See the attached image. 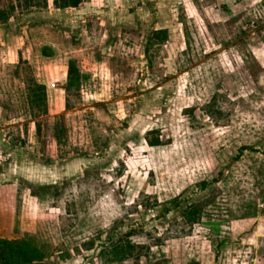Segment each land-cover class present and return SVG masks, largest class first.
<instances>
[{"label":"rangeland","instance_id":"obj_1","mask_svg":"<svg viewBox=\"0 0 264 264\" xmlns=\"http://www.w3.org/2000/svg\"><path fill=\"white\" fill-rule=\"evenodd\" d=\"M60 3L0 0V264H264V0Z\"/></svg>","mask_w":264,"mask_h":264},{"label":"trees","instance_id":"obj_2","mask_svg":"<svg viewBox=\"0 0 264 264\" xmlns=\"http://www.w3.org/2000/svg\"><path fill=\"white\" fill-rule=\"evenodd\" d=\"M82 2V0H61L60 6L61 8H76ZM68 76H69V83L72 84L74 79L73 75V67L70 65L68 67ZM42 94L44 93V87L40 86ZM247 150V148L245 149ZM15 243V242H14ZM16 246L12 242H8L5 240H0V256L10 254L12 250H14ZM12 255H17L16 252H12Z\"/></svg>","mask_w":264,"mask_h":264}]
</instances>
